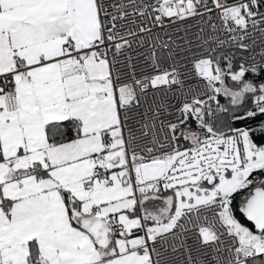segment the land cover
Returning a JSON list of instances; mask_svg holds the SVG:
<instances>
[{"label": "snow or ice", "instance_id": "snow-or-ice-1", "mask_svg": "<svg viewBox=\"0 0 264 264\" xmlns=\"http://www.w3.org/2000/svg\"><path fill=\"white\" fill-rule=\"evenodd\" d=\"M0 264H264V0H0Z\"/></svg>", "mask_w": 264, "mask_h": 264}]
</instances>
